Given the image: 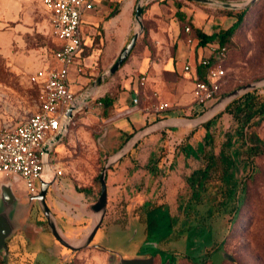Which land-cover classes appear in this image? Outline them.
<instances>
[{"label":"rangeland","instance_id":"obj_1","mask_svg":"<svg viewBox=\"0 0 264 264\" xmlns=\"http://www.w3.org/2000/svg\"><path fill=\"white\" fill-rule=\"evenodd\" d=\"M145 1L146 3L151 2V0ZM221 1L236 4L248 2V0ZM206 6V9L215 15L228 16L222 11L224 7ZM247 9L242 24L233 35L232 41L228 43V55L224 62L227 82L222 86V93L264 78V0H257ZM136 27L140 29L137 20ZM57 45L58 41L52 29V15L44 7L42 0H0V131L19 125L39 110L41 87L38 83L31 82L30 76L53 59ZM77 59L78 56L75 63ZM83 74L87 78L86 85L91 87V81L99 82L103 73L86 68ZM114 75H109L101 83H106ZM217 99L210 101L205 108ZM83 111L71 121L66 136L54 145L55 162H52V167L63 170L61 179L68 190L91 199L98 198L100 194L98 175L106 162L107 152L97 142L103 121L96 116L84 119ZM204 129L194 140L195 146L199 140L205 139ZM242 129V124L229 113L214 120L206 129L211 131L212 144L217 148L230 140L234 165L231 169L229 184L232 198L238 205V212L237 219L231 227L225 219L215 222L213 230L216 240L219 241L225 237V243L223 248L218 246L220 249L215 253L214 260H209L205 264H264V154L257 157L255 171L250 178L246 179L245 188L242 191L241 180L246 177L250 167L241 138ZM187 133V130L154 133L147 136L139 146L145 142L149 145H162L163 147L158 151L161 156L170 147L168 155H172L171 150H177L179 146L185 144ZM260 134L264 138V124L260 129ZM110 136H113V133ZM116 140H119V136ZM115 148L112 147L110 150L113 151ZM190 166L193 167L194 164ZM125 171H127L126 167L121 168V172ZM184 173L185 169L179 167L176 175L168 180L166 193H168V204L171 209L169 206L160 209L159 218L163 215L166 220L170 212L175 215L180 213L178 203L187 193V185L182 179ZM16 183L19 190L17 191L26 193L23 181L19 180ZM114 186L116 185L112 184L113 190ZM80 189L86 190L83 192ZM88 189L91 195L86 192ZM125 189L128 188L125 187ZM112 194L113 191L110 189L109 196L111 197ZM236 196H240V202L236 200ZM137 198L145 208L148 199ZM53 205L56 210H59L55 200H53ZM59 218L70 235L80 234L84 226L89 224V221L85 219L75 221L64 219L60 215ZM164 220L158 221L157 230L167 225ZM134 232L124 234L123 238H117L116 235L111 238V232L107 234L108 232L100 229L92 244L102 242L106 249L117 251L124 258H130L135 256L131 253L143 240L142 235L138 234L133 239ZM157 234H161L159 238L163 236L162 233ZM50 237L48 233L49 240ZM192 240H190V246L192 242L198 243L200 238L194 237ZM10 245L14 248L12 240ZM170 245L177 252V264H193L187 258L182 257V252L190 251L189 245L185 246L182 240H172ZM163 256L165 257L164 253H162ZM164 257L163 259L166 258ZM23 258H30V264H60V260L56 258L50 259L46 254L33 253L27 249H25ZM71 259L70 264H107V259L101 258L92 249H85Z\"/></svg>","mask_w":264,"mask_h":264},{"label":"crops","instance_id":"obj_2","mask_svg":"<svg viewBox=\"0 0 264 264\" xmlns=\"http://www.w3.org/2000/svg\"><path fill=\"white\" fill-rule=\"evenodd\" d=\"M93 2L94 8L85 11L82 19L83 49L70 71L72 89L78 94L93 87L96 82V80H92L91 87L86 85L87 78L83 74L85 69L104 73L114 64L137 30L135 13L139 0H93ZM145 3L146 1L142 15L144 31L128 60L106 83L97 84L88 107L86 106L84 111H80H83L84 119L96 116L103 121L101 133L97 139L103 134L105 126L109 127L102 144L98 143L100 147L106 149L107 157L124 144L128 133L146 126L145 124L149 121L159 117L161 119L194 117L206 109L195 101V82L205 73L200 61L212 55L211 47L217 44L209 42L206 45H197L198 40L194 29L191 28L189 33L186 31V27L190 26L187 20L201 28L204 33L214 37L221 29L229 27L236 20L232 16L215 15L206 9L207 4L191 0H151L150 3L148 2L149 4ZM179 13L185 16L186 21L181 19L183 16ZM189 38H192V42L188 41ZM186 66H190V68L186 69ZM142 76L146 77L144 84L141 83ZM97 98L102 101L101 105L96 102ZM103 98L108 99V105H105ZM135 98H138L137 103L134 102ZM162 102H167L169 106L162 111H157L156 107ZM195 113L196 115H193ZM228 113L224 112L218 117L216 114L210 119L212 120L211 124L217 118ZM201 126L197 128H167L171 131H188L185 144L179 146L177 150H171L172 155H168L170 147L161 156L158 151L163 147L162 145H149L148 142H145L139 146L147 136L143 138L125 157L109 169L107 174L108 207L113 208L117 202H125L128 208H131L141 204L137 197H142V199L144 197L143 200L158 199L159 203L164 202L160 209L167 208V206L171 209L168 204V193H166L168 180L176 175L180 167L185 169L182 179L186 183L193 171L204 164L205 153L210 151L219 153L223 147V144L218 148L215 147L212 144L211 131ZM202 129L205 131V139L199 140L195 146L194 140L199 137L198 133L203 131ZM160 132L163 131L154 133ZM111 133L113 136H110ZM117 136H119V140H116ZM112 147L116 148L111 151ZM225 148L231 153V146ZM190 164H194V166L192 167ZM120 167L122 169L126 167L127 171L121 172ZM8 179L11 178L5 177L0 172V184ZM112 184L116 185L114 190ZM62 185L64 190H61L62 193L58 195L60 199L55 201L59 210H56L52 202L53 213L58 218L60 215L64 219L89 221L80 234L70 235L73 237L67 236L65 231L62 232L70 239H78L86 235L91 227L93 214L87 209L98 198L90 199L85 195H76L68 190L63 183ZM14 187L19 196H24V193L18 192L17 183ZM125 187L128 189L126 190ZM110 189L113 191L111 197L109 196ZM89 191L90 189L86 192L91 195L92 193ZM109 223L112 222H104L99 230L105 231L110 226ZM36 233L33 230V237ZM26 237L27 235L24 238L27 239L28 237ZM10 242L8 241L9 245ZM10 249L14 251V263H31L30 258H23L24 251L21 250L22 252L17 254L18 250L11 245ZM91 249L101 258L106 259L105 252H100L95 248Z\"/></svg>","mask_w":264,"mask_h":264},{"label":"built area","instance_id":"obj_3","mask_svg":"<svg viewBox=\"0 0 264 264\" xmlns=\"http://www.w3.org/2000/svg\"><path fill=\"white\" fill-rule=\"evenodd\" d=\"M44 7L52 15V29L58 45L53 59L34 71L30 80L41 87V106L39 110L12 128L0 131V172L7 178L22 180L28 194H38L40 179L45 168L55 171L60 177L62 169H54V145L60 142L69 130L74 116L89 102L73 111L70 108L82 102L89 88L78 94L72 89L71 67L83 49L82 19L85 11L94 8L93 0H42ZM144 3V2H143ZM186 31L191 32L187 26ZM192 42V38L188 39ZM212 55L200 61L205 69L203 77L195 82L194 98L203 107L219 98L227 71L224 62L228 55L227 46L211 47ZM190 66H186L189 69ZM146 77H141L144 84ZM93 98V93H92ZM138 102V98L134 99ZM99 105L102 101L97 102ZM167 102L160 103L156 109L167 108Z\"/></svg>","mask_w":264,"mask_h":264},{"label":"trees","instance_id":"obj_4","mask_svg":"<svg viewBox=\"0 0 264 264\" xmlns=\"http://www.w3.org/2000/svg\"><path fill=\"white\" fill-rule=\"evenodd\" d=\"M247 10V8L242 10L224 8L222 11L228 16L235 17L236 20L229 27L221 29L215 37L204 33L201 28L192 24L190 20H187V23L194 29L198 40L197 45H206L210 42L219 46L226 45L228 47V43L232 41L233 35L242 24ZM179 15L182 14L179 13ZM181 19L185 20V16L181 17ZM128 58L122 66L126 63ZM226 93L228 92L221 93L219 97ZM103 100L105 105L109 104L108 99L103 98ZM98 101L99 98H97L96 102ZM224 112L231 113L243 126L241 138L250 165L246 177L241 180V190L243 191L246 179L248 177L250 178L255 171L257 157L264 154V138L260 134V129L264 124V88L251 91L237 98L226 106L223 111L218 113L216 117L221 116ZM193 115H196V113ZM159 119L161 118L159 117L153 121H149L145 125ZM211 122L212 120H209L201 127H206L208 129ZM136 130L137 129L128 133L124 141ZM168 130L170 129L162 131L165 132ZM230 146V140H228L223 144L219 153L212 151L205 153L204 164L194 170L186 180L187 193L181 197L178 203L179 214L175 215L174 213H169L166 220H164L165 217L163 215L159 218V210L160 207L164 205V202L159 203L158 199L147 200L145 214L143 215L144 219H150L156 225L160 219H163L167 223L165 227H161L167 230V234L163 239L165 247L167 248L166 253H171L177 258L175 248H172L170 245L172 240H182L186 246L191 244L194 237H199L200 241L198 243L192 242V245H189L190 251L187 250V252H182V257L187 258L193 264H205L209 260L213 261L215 253L221 247L223 248L225 237L219 241L216 240L213 226L217 220L225 219L227 220V224L231 227L237 219L238 212V205L232 198L229 184L234 158L225 147ZM80 190L84 191L86 189ZM236 200L240 202V196H236ZM137 206L140 207L142 204ZM219 245L220 248L218 247ZM13 253L14 251L10 249V264H16L14 263ZM18 263L21 264L20 262ZM0 264H4L1 254Z\"/></svg>","mask_w":264,"mask_h":264},{"label":"water","instance_id":"obj_5","mask_svg":"<svg viewBox=\"0 0 264 264\" xmlns=\"http://www.w3.org/2000/svg\"><path fill=\"white\" fill-rule=\"evenodd\" d=\"M194 2L216 5L228 9H242L248 8L253 5L257 0H248L245 4H236L231 2H225L221 0H191ZM144 0H139L136 6V19L140 25V29L135 30L130 41L125 45L120 55L114 62V64L106 70L99 78V82L96 81L93 87L89 88L84 100L78 103L75 107L70 108L68 116L73 117V111L83 107L86 102L92 99V93L97 84L101 83L109 75H113L119 70L125 60L129 57L132 50L134 49L140 35L144 31V25L142 22V15L144 10ZM264 87V78L257 79L245 85H241L233 89L232 91L219 97L213 104L206 108L199 115L194 117H174V118H163L155 121L149 125H146L137 131H135L124 144L116 151L110 153L106 159V162L102 166L99 181H100V194L98 199L88 207V211L92 212L93 220L89 231L83 237L78 239H70L63 234L58 225L57 218L51 208L46 202V194L48 184L40 179L41 191L37 196H31V201L37 199L39 201L41 210L47 218L48 227L54 237L64 246L71 249L72 251H79L90 247L91 242L96 236L99 228L101 227L108 207V184L107 174L110 168L114 167L123 157H125L143 138L146 136L167 128H197L210 120L220 111L224 110L226 106L235 101L237 98L243 96L246 93L257 90ZM109 131V127L105 126L103 134L98 137L97 142L101 145L102 140L106 137ZM19 179L13 177L0 184V254L3 255L4 264L9 263L10 249L8 241L13 237L19 230L25 231L27 237L31 238L33 230L26 226L23 219L28 215L31 202H24L23 196H19L15 191V184ZM160 234H157L159 237ZM159 238H151L144 242L141 250L137 255L124 258L119 257L112 253L108 256V264H155V256L150 255L153 249L158 246ZM163 264H172L171 257L164 259Z\"/></svg>","mask_w":264,"mask_h":264},{"label":"flooded vegetation","instance_id":"obj_6","mask_svg":"<svg viewBox=\"0 0 264 264\" xmlns=\"http://www.w3.org/2000/svg\"><path fill=\"white\" fill-rule=\"evenodd\" d=\"M43 180L48 184L47 188V194H46V202L48 206L51 208V210L54 212L52 207L53 200L58 201L60 198L58 197L59 193H62L61 190H64V187L61 183V178L59 175L55 173V171H51L48 168H45L42 172ZM41 191V183L39 185V192ZM38 194H28L24 193L23 200L25 202H31V206L28 211L27 217L24 219L25 224L30 227L31 229L35 230L37 233L32 238L25 239V232L19 231L15 234V236L11 239L14 243V248L18 250L17 254H20L22 251L25 252V249L29 250L33 253H43L46 254L47 257L50 259H58L60 260V264H70L72 261V257H76L80 252H82L85 249H91L95 248L99 250L100 252H105L107 254V264H108V256L112 253L117 255V258L121 257L117 251L106 249L105 245L100 242L96 244H92L89 248H85L79 251H72L71 249L67 248L63 244H61L51 233L49 227L47 218L43 214L39 201L37 199H33L31 201V196H37ZM145 214V208L142 206L141 208L138 206L129 207L127 206V203L125 202H117V205H114L113 208L107 209L104 222H112L109 223V227L105 230L107 234L111 232V238L112 236H115L117 238H123L124 234H128L129 232L133 233L134 229L136 231L133 235V239L136 238L137 234L142 235L143 240L138 246L136 250H134L131 254L137 255L138 252L141 250L142 245L145 241L151 238H159L157 236V233L161 232L163 236L159 238L158 246L156 249H153L152 253L150 255L155 256V264H163V257L162 253L165 254V257H171L172 264H177V258L173 256L171 253H166L167 248L165 247L163 239L165 238L167 234V230L164 228L156 229V224L151 221L150 219L145 220L143 215ZM56 215V214H55ZM57 216V215H56ZM58 225L61 232L66 233L67 236H70V234L64 229L63 223L61 220H59L58 216ZM101 225V226H102ZM138 227V228H137ZM63 229V230H62ZM50 234V240L47 238V234ZM107 236V235H106ZM108 237V236H107ZM9 240V241H11ZM22 250V251H21ZM2 255V254H1ZM123 257V256H122ZM164 257V258H165ZM60 258V259H59ZM38 260V259H37ZM71 260V261H70ZM4 261V260H3ZM39 261V260H38ZM17 264H19L17 262Z\"/></svg>","mask_w":264,"mask_h":264}]
</instances>
